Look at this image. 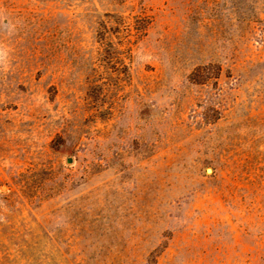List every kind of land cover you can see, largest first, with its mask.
I'll use <instances>...</instances> for the list:
<instances>
[{
  "label": "rangeland",
  "instance_id": "obj_1",
  "mask_svg": "<svg viewBox=\"0 0 264 264\" xmlns=\"http://www.w3.org/2000/svg\"><path fill=\"white\" fill-rule=\"evenodd\" d=\"M0 264H264V0H0Z\"/></svg>",
  "mask_w": 264,
  "mask_h": 264
},
{
  "label": "water",
  "instance_id": "obj_2",
  "mask_svg": "<svg viewBox=\"0 0 264 264\" xmlns=\"http://www.w3.org/2000/svg\"><path fill=\"white\" fill-rule=\"evenodd\" d=\"M70 162L72 161V159L69 160Z\"/></svg>",
  "mask_w": 264,
  "mask_h": 264
}]
</instances>
